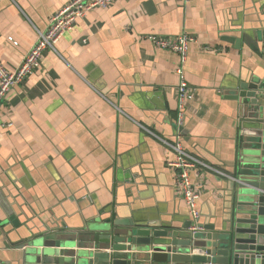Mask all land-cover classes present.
Instances as JSON below:
<instances>
[{"label": "crops", "instance_id": "obj_1", "mask_svg": "<svg viewBox=\"0 0 264 264\" xmlns=\"http://www.w3.org/2000/svg\"><path fill=\"white\" fill-rule=\"evenodd\" d=\"M69 0H0V63L13 71L38 31ZM192 38L184 64L193 91L177 125L178 56L159 39ZM264 0H116L75 21L39 68L0 104V263L20 264L16 231L76 232L95 219L182 230L188 208L163 141L233 178L243 133L242 82L264 78ZM240 39L236 48L234 41ZM11 125V126H8ZM200 233L232 219V180L197 169ZM15 216L19 227L9 221Z\"/></svg>", "mask_w": 264, "mask_h": 264}, {"label": "water", "instance_id": "obj_2", "mask_svg": "<svg viewBox=\"0 0 264 264\" xmlns=\"http://www.w3.org/2000/svg\"><path fill=\"white\" fill-rule=\"evenodd\" d=\"M264 48V33L251 40ZM241 40L236 39V48ZM264 53V50H262ZM264 78L254 77L230 91L225 99L235 101L249 132H244L242 151L231 172L229 198L232 219L223 233L214 227L191 234L147 225L119 224L110 219H92L74 232L46 226L37 232L16 231L20 264H264ZM179 133L185 134L182 127ZM9 221L19 227L15 216Z\"/></svg>", "mask_w": 264, "mask_h": 264}, {"label": "built area", "instance_id": "obj_3", "mask_svg": "<svg viewBox=\"0 0 264 264\" xmlns=\"http://www.w3.org/2000/svg\"><path fill=\"white\" fill-rule=\"evenodd\" d=\"M116 0H69L48 22L45 31L37 32V39L34 45L29 49L23 57L20 64L13 71H7L0 63V104L6 95L16 86L32 75L40 66L43 52L51 50L55 52L57 41L67 32L70 31L79 18L84 17L88 12L95 9H104ZM154 46L168 50L178 56V65L175 74L178 77L177 93V125L180 127L184 118V103L192 98L193 91L188 86L184 76V64L187 59L188 47L192 38L183 33L177 37L168 39H159L155 36L146 37ZM264 97V91L262 92ZM11 126V125H8ZM170 148L175 157L169 161L167 166L174 173V187L188 208L191 221L189 232L195 234L199 231L198 221L200 211L198 208V200L200 193L194 187L190 179L191 171L203 169L217 176L233 180L224 171L208 166L201 162L193 155L183 150L179 133L175 137L173 143L163 141ZM2 264V263H0Z\"/></svg>", "mask_w": 264, "mask_h": 264}]
</instances>
